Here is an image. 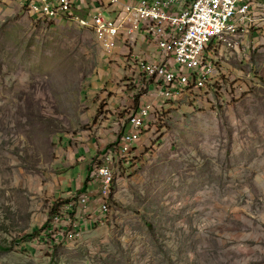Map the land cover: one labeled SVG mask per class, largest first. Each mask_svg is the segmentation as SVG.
<instances>
[{"label":"rangeland","instance_id":"rangeland-1","mask_svg":"<svg viewBox=\"0 0 264 264\" xmlns=\"http://www.w3.org/2000/svg\"><path fill=\"white\" fill-rule=\"evenodd\" d=\"M108 54L0 0V264H264V23L209 50L178 97Z\"/></svg>","mask_w":264,"mask_h":264},{"label":"built area","instance_id":"built-area-1","mask_svg":"<svg viewBox=\"0 0 264 264\" xmlns=\"http://www.w3.org/2000/svg\"><path fill=\"white\" fill-rule=\"evenodd\" d=\"M23 9L38 19H72L89 28L94 38L111 55L121 36L141 39L157 49L151 59L130 49L123 60L138 67L139 77L150 79L155 96L178 97L187 87L201 85L212 65L206 60L209 50L221 41L236 36L256 22L264 23V0H19ZM90 2L98 5L84 15L77 11ZM118 7L113 16L105 9ZM262 12V13H261ZM210 45V49H209ZM149 104L130 114L129 123L138 127ZM136 129V128H135ZM126 131L114 149L125 150L137 136V130ZM95 193L101 198V210L107 207V196L114 178L109 162L95 168ZM90 192L82 194L89 199Z\"/></svg>","mask_w":264,"mask_h":264},{"label":"crops","instance_id":"crops-1","mask_svg":"<svg viewBox=\"0 0 264 264\" xmlns=\"http://www.w3.org/2000/svg\"><path fill=\"white\" fill-rule=\"evenodd\" d=\"M125 3L128 2H132L134 0H122ZM97 3L96 2H90L87 4V6H84L83 9L88 8V12H90L91 10H93L95 7H97ZM118 12V7L116 6L115 8H107L105 9V13L106 16H113ZM114 52L110 55L113 56L115 58H119L121 64L123 65V69L129 73V74H135L136 76H139V68L135 67L134 64H128L127 62H125L123 60V56L130 50V49H135L139 52H143L145 54H147V56H149L151 59H154L157 56V49L155 48V46H153L152 44L146 42L145 40H141V39H136V40H128L127 38H125L124 36H121L120 38H118V40L116 41V45L114 47ZM109 56H107L108 58ZM149 84L152 85V83L150 82ZM153 88V85H152Z\"/></svg>","mask_w":264,"mask_h":264},{"label":"trees","instance_id":"trees-1","mask_svg":"<svg viewBox=\"0 0 264 264\" xmlns=\"http://www.w3.org/2000/svg\"><path fill=\"white\" fill-rule=\"evenodd\" d=\"M82 188H84V189H85V184H83V185H82Z\"/></svg>","mask_w":264,"mask_h":264}]
</instances>
